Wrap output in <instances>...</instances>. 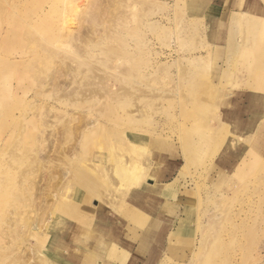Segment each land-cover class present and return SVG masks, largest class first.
I'll use <instances>...</instances> for the list:
<instances>
[{"label":"rangeland","instance_id":"obj_1","mask_svg":"<svg viewBox=\"0 0 264 264\" xmlns=\"http://www.w3.org/2000/svg\"><path fill=\"white\" fill-rule=\"evenodd\" d=\"M240 5L0 0V264L136 253L129 204L160 228L134 264H264V0Z\"/></svg>","mask_w":264,"mask_h":264},{"label":"bare ground","instance_id":"obj_2","mask_svg":"<svg viewBox=\"0 0 264 264\" xmlns=\"http://www.w3.org/2000/svg\"><path fill=\"white\" fill-rule=\"evenodd\" d=\"M29 1L30 0H24V2H29ZM238 1L240 4H243V5H240L241 7H245L244 4H245V1H247V0H238ZM249 4H252L253 6H251V7L246 6L245 7L246 11L258 9L260 7L259 2H255V3L250 2ZM47 13L48 12L46 10L41 11V13L38 15L37 20H45ZM262 29H263L262 36L258 40L259 48L256 51V61L254 64L252 63L253 66L251 64V67H249L248 69L245 68L246 75H247V81L249 84H251L254 87V91L262 88V85L258 84L257 82H258L259 77H264V23L262 24ZM253 51H255V50H253ZM258 61H259V64H258ZM229 63L231 64V58L229 59ZM218 66H221V65H218ZM219 73H220V71H219ZM249 78H251V79H249ZM246 86L248 87L247 83H246ZM234 99H235V103H236L237 100H236V98H234ZM120 173L124 176V177L121 176V178L123 179L122 185H126L125 186L126 188H128L129 185H135L136 182H134V181L129 182V180L134 179V175L136 173H134L132 170L130 171L129 169H120ZM144 175L147 179L150 178V176H151L150 173H147ZM128 178H129V180H128ZM166 184L170 185L171 183H166ZM164 185H165V183H164ZM132 206H131V204L125 206V209L123 210L124 217H127L129 220H135V221H137V219L139 218L138 221L140 223V221H144L143 217L148 216L146 218V222L143 224L144 229L142 228L143 231L141 230L143 238L140 239L141 244H139V247H138V250L136 253L130 252L132 250H130V251L126 250V252H124V253H119V252L116 253L114 245L113 244L108 245L106 242V243H103V245L100 247H98L96 245H92V246H87L85 248L86 251H89L95 255H98V257L95 259L90 258L92 261H90V259L88 257L81 256L78 253L72 254V252H71L70 256L72 258H75L76 260H84L85 262L88 261L92 264H95V263L99 264L100 261L104 257L110 256V257L116 258L118 256V257H121L123 259H127L125 264H134L133 262L140 255H142L144 252H147L148 250L158 251V249L160 247H158V243H155L156 240L154 239V236H155V234H160L159 220L158 219L156 220L153 216L148 214L147 211L144 210V208H140L139 206L136 207V205H134V204H132ZM108 221H109V219H108ZM122 223L119 222V224H118L119 225L118 227L120 229H122V230L129 229V230H132L133 232H135L136 228H132L129 225H127L126 220L122 219ZM109 224L113 225L111 223V221H109ZM137 235L141 236L140 232L137 233ZM101 240L105 242V241H109L110 239L106 234H104L101 237ZM94 241H96V240H94ZM77 252H78V250H77ZM116 264H122V262L117 261Z\"/></svg>","mask_w":264,"mask_h":264},{"label":"crops","instance_id":"obj_3","mask_svg":"<svg viewBox=\"0 0 264 264\" xmlns=\"http://www.w3.org/2000/svg\"><path fill=\"white\" fill-rule=\"evenodd\" d=\"M232 44V43H231ZM255 157L257 158V159H261V158H263L262 156H260L259 154H255ZM162 202H164V201H162ZM145 210V209H144ZM91 211H92V213H96L95 212V210H94V208H91ZM147 213L148 214H150L151 216H153L154 217V215L153 214H151V212H149V211H147ZM95 217V214H92L91 215V219L93 220V218ZM148 216H145V217H143L144 219H145V221H146V218H147ZM156 220H157V218L156 217H154ZM159 218V217H158ZM103 219H104V221L106 222V223H108L109 224V221H108V219L107 220H105V218L103 217Z\"/></svg>","mask_w":264,"mask_h":264}]
</instances>
